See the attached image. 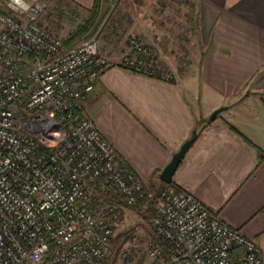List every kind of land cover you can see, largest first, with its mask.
I'll list each match as a JSON object with an SVG mask.
<instances>
[{
    "label": "built area",
    "instance_id": "obj_1",
    "mask_svg": "<svg viewBox=\"0 0 264 264\" xmlns=\"http://www.w3.org/2000/svg\"><path fill=\"white\" fill-rule=\"evenodd\" d=\"M47 1L0 0V264H104L132 206L142 223L117 236L115 264H263L252 238L191 193L147 186L83 114L109 67L169 78L148 42L131 31L108 58L100 24L66 47L43 22Z\"/></svg>",
    "mask_w": 264,
    "mask_h": 264
},
{
    "label": "crops",
    "instance_id": "obj_2",
    "mask_svg": "<svg viewBox=\"0 0 264 264\" xmlns=\"http://www.w3.org/2000/svg\"><path fill=\"white\" fill-rule=\"evenodd\" d=\"M188 1L186 61L162 57L168 79L109 67L82 112L153 188L163 183L158 174L172 153L194 133L171 181L252 238L264 264V0ZM110 36V46L103 47L102 37L96 41L107 57L125 43ZM217 107L224 108L208 119Z\"/></svg>",
    "mask_w": 264,
    "mask_h": 264
},
{
    "label": "rangeland",
    "instance_id": "obj_3",
    "mask_svg": "<svg viewBox=\"0 0 264 264\" xmlns=\"http://www.w3.org/2000/svg\"><path fill=\"white\" fill-rule=\"evenodd\" d=\"M188 2V0H120L116 9L109 15L105 11L102 16V20L111 19L110 25L115 24L116 26L114 28L108 25L100 27L96 38L102 37L101 42L105 47L110 46V40H108L110 35L125 42L128 33L134 31L145 36H143L144 39H147L146 41L160 61L166 56L167 58L173 57L179 62L180 60L185 62L187 59L186 38L191 34L188 7L190 2ZM83 16L84 12L76 6L73 0H48L43 22L60 38H63L75 28ZM124 46L125 43L113 56L108 58L116 57ZM130 209L122 212L114 224L113 231L116 236L126 237L127 231L142 223L136 215V210ZM144 240L145 235L140 231L136 247L140 248ZM114 259L111 261L112 264L116 262Z\"/></svg>",
    "mask_w": 264,
    "mask_h": 264
},
{
    "label": "trees",
    "instance_id": "obj_4",
    "mask_svg": "<svg viewBox=\"0 0 264 264\" xmlns=\"http://www.w3.org/2000/svg\"><path fill=\"white\" fill-rule=\"evenodd\" d=\"M60 1V0H58ZM108 1L109 0H92L91 5L86 7H81L79 5H76L82 11L84 12V16L82 17L81 21L75 26L73 30L68 32L66 36L62 38L64 46H70L74 44L75 42L79 41L80 39L86 38L90 34H92L101 24V27H106L107 20L101 23L102 16L104 15L105 11H107L108 8ZM120 0L117 1L116 5L114 6V9L117 8V5ZM113 9V10H114ZM165 186H169L172 189L178 190L179 188L173 184V182L170 180L169 183H161L160 187L155 188L156 190H160L164 188ZM92 205L96 208H99L100 205L96 202H92ZM131 208L137 209V206H132ZM151 211L150 206L147 208L146 215ZM122 214V211H119V217ZM144 215V217L146 216ZM121 246V241L118 240V237H115V243L112 245L111 248V254L104 260V264L111 263L112 259L115 258L116 252ZM114 262V261H113ZM112 264V263H111Z\"/></svg>",
    "mask_w": 264,
    "mask_h": 264
},
{
    "label": "water",
    "instance_id": "obj_5",
    "mask_svg": "<svg viewBox=\"0 0 264 264\" xmlns=\"http://www.w3.org/2000/svg\"><path fill=\"white\" fill-rule=\"evenodd\" d=\"M223 108L224 107H217L214 110H212L208 116V119L210 120L213 119L214 116L218 112H220ZM193 138H194V133H192L190 137H188L185 141H183L182 144L179 146V148L174 153H172L169 161L164 165V167L160 170L158 174V178L161 182L166 184L170 182L174 170L176 169L179 161L181 160L188 146L193 141Z\"/></svg>",
    "mask_w": 264,
    "mask_h": 264
},
{
    "label": "clouds",
    "instance_id": "obj_6",
    "mask_svg": "<svg viewBox=\"0 0 264 264\" xmlns=\"http://www.w3.org/2000/svg\"><path fill=\"white\" fill-rule=\"evenodd\" d=\"M15 2H16L17 4H19V3H20V0H15Z\"/></svg>",
    "mask_w": 264,
    "mask_h": 264
}]
</instances>
